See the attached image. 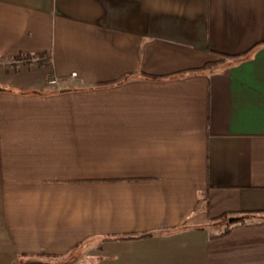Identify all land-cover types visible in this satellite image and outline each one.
I'll list each match as a JSON object with an SVG mask.
<instances>
[{
  "label": "crops",
  "instance_id": "1",
  "mask_svg": "<svg viewBox=\"0 0 264 264\" xmlns=\"http://www.w3.org/2000/svg\"><path fill=\"white\" fill-rule=\"evenodd\" d=\"M0 264H264V0H0Z\"/></svg>",
  "mask_w": 264,
  "mask_h": 264
},
{
  "label": "trees",
  "instance_id": "2",
  "mask_svg": "<svg viewBox=\"0 0 264 264\" xmlns=\"http://www.w3.org/2000/svg\"><path fill=\"white\" fill-rule=\"evenodd\" d=\"M229 216L230 215H223V217H227V218ZM234 218H235V221L226 223L225 227L216 236L224 235V234L228 233L234 227L240 226V225H246L248 223L247 220L244 219V217L242 215H237Z\"/></svg>",
  "mask_w": 264,
  "mask_h": 264
},
{
  "label": "built area",
  "instance_id": "3",
  "mask_svg": "<svg viewBox=\"0 0 264 264\" xmlns=\"http://www.w3.org/2000/svg\"><path fill=\"white\" fill-rule=\"evenodd\" d=\"M71 76H76V72L75 71L71 72ZM48 82H49V84H53V83L56 82V79L55 78H51V79H49Z\"/></svg>",
  "mask_w": 264,
  "mask_h": 264
},
{
  "label": "water",
  "instance_id": "4",
  "mask_svg": "<svg viewBox=\"0 0 264 264\" xmlns=\"http://www.w3.org/2000/svg\"><path fill=\"white\" fill-rule=\"evenodd\" d=\"M228 220H229L230 222H232V221H235V218L232 217V218H229Z\"/></svg>",
  "mask_w": 264,
  "mask_h": 264
}]
</instances>
